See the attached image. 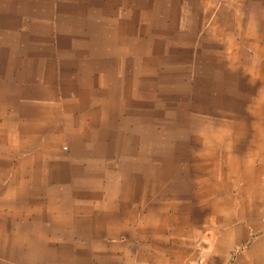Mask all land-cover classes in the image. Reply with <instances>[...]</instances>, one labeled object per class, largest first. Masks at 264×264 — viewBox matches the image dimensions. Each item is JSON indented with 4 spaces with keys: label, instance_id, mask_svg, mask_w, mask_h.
Segmentation results:
<instances>
[{
    "label": "rangeland",
    "instance_id": "rangeland-1",
    "mask_svg": "<svg viewBox=\"0 0 264 264\" xmlns=\"http://www.w3.org/2000/svg\"><path fill=\"white\" fill-rule=\"evenodd\" d=\"M178 4L87 1L79 16L56 23L65 50L52 48L51 39L46 67L0 80L4 261H36L49 248L81 261L90 243L111 235L96 226L135 217L159 223L163 236L187 232L196 240L189 254L196 260L239 186L245 204L261 206L264 6L248 0L239 22L237 40L254 54L236 52L239 61L225 69L215 63L219 78L208 85L168 69L164 53L162 61L153 54L165 51L166 34L173 36ZM65 33L74 37L68 41ZM213 41L204 38L200 62ZM28 80L34 85L20 84Z\"/></svg>",
    "mask_w": 264,
    "mask_h": 264
},
{
    "label": "crops",
    "instance_id": "crops-1",
    "mask_svg": "<svg viewBox=\"0 0 264 264\" xmlns=\"http://www.w3.org/2000/svg\"><path fill=\"white\" fill-rule=\"evenodd\" d=\"M87 1L92 2L0 0V80L3 77L16 76L19 70H39L42 65L46 67L51 39L54 43L52 48L57 46L58 52L65 50L59 48L60 43L56 42L59 35L56 23L61 18L79 16L81 7ZM250 1L254 5L264 6V0ZM246 3L248 0H201V3L179 0L174 34L164 36L166 39L170 38L164 52L162 49L156 52L155 49L153 54L159 55V61H162L161 56L164 53L166 58L163 62L167 68L185 71V77L197 75L204 77L208 85L211 79L216 83L219 77L213 73L216 69L215 63L225 69L227 64L230 66L229 64L239 61V55L234 56L236 52L243 51L249 55L253 53L251 45L244 46L237 40L241 37L239 22ZM75 20H80V17ZM253 20L250 16L247 21ZM219 21L221 22L216 28L220 31L216 34L212 27ZM228 31L230 40L224 42L222 34ZM63 36L68 41L74 37L68 33ZM207 36L214 39L213 46L217 45L203 49L204 64L203 61L200 62L199 57L202 43ZM200 65L205 66L203 69L207 70H203L202 75L197 71ZM20 84L34 85L31 80L21 81ZM252 145L253 149H258V144ZM247 175L251 180L253 174L250 168ZM243 190L244 188L239 186L238 191H234L237 199L235 204L227 212L221 213L216 227L202 239L201 256L196 260L193 256L189 257V254L193 253L196 240H192L187 232L184 234L175 231L174 238L173 234L163 236L159 223L150 225L144 219L136 220L135 217L131 222L120 219L96 226L97 229L110 230L111 235L99 243H90L89 254L85 258L80 257L83 259L81 261L76 259V255L72 258L63 253L59 254L61 249L51 251L52 248H49L47 253L39 255L36 261H28L25 264H264V200L260 198L261 206L255 210L252 205L243 202ZM20 224H16L17 228ZM6 240L8 239L2 238L0 233V264H23L2 259L1 247L7 245ZM168 241L171 245L173 242L177 243L176 247H168ZM59 242L66 248L60 240ZM178 242L184 247H180Z\"/></svg>",
    "mask_w": 264,
    "mask_h": 264
}]
</instances>
